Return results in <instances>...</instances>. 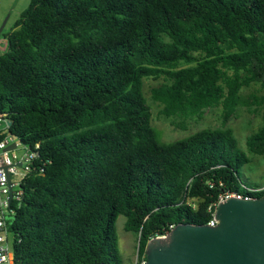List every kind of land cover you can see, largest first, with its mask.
I'll return each instance as SVG.
<instances>
[{"label":"trees","instance_id":"1","mask_svg":"<svg viewBox=\"0 0 264 264\" xmlns=\"http://www.w3.org/2000/svg\"><path fill=\"white\" fill-rule=\"evenodd\" d=\"M0 54V114L35 149L10 226L13 264H120L115 223L149 239L206 224L220 195L251 197L241 170L264 155V125L163 141L143 79L166 117L264 107V0H29ZM174 125L185 128L184 124ZM188 200H194L193 206Z\"/></svg>","mask_w":264,"mask_h":264},{"label":"water","instance_id":"2","mask_svg":"<svg viewBox=\"0 0 264 264\" xmlns=\"http://www.w3.org/2000/svg\"><path fill=\"white\" fill-rule=\"evenodd\" d=\"M214 219V226L178 223L149 239L144 264H264V195L227 197L217 203Z\"/></svg>","mask_w":264,"mask_h":264},{"label":"rangeland","instance_id":"3","mask_svg":"<svg viewBox=\"0 0 264 264\" xmlns=\"http://www.w3.org/2000/svg\"><path fill=\"white\" fill-rule=\"evenodd\" d=\"M28 3L29 0H0V54L4 53L8 47L5 35L13 28L15 20L28 6ZM162 82L163 78L143 79V92L151 112L150 123L159 131L163 141H173L203 128L229 127L233 131L238 145L245 150L246 138L264 125V107L255 104L238 106L225 124L222 123L221 108L219 106L204 109L201 117L163 116L160 114L161 104L150 97V89ZM241 93L252 100L253 95L259 97L264 93V90L258 83H253L249 87L242 88ZM174 123H182L185 128L174 125ZM3 128L4 124L0 123V129ZM13 141H15V138ZM16 153H21L20 147H17ZM248 156L250 161L241 170L242 179L247 186L256 184L258 187H262L264 186V155L248 153ZM188 202L193 206L196 205L194 200H188ZM124 222L125 217L119 215L115 223L120 264H135L139 260L137 257L138 237L134 232L124 229ZM9 239H11V235H9Z\"/></svg>","mask_w":264,"mask_h":264},{"label":"built area","instance_id":"4","mask_svg":"<svg viewBox=\"0 0 264 264\" xmlns=\"http://www.w3.org/2000/svg\"><path fill=\"white\" fill-rule=\"evenodd\" d=\"M3 117L4 113L0 114V123L4 124V128L1 131L6 132L8 125L6 123L7 120ZM14 138L15 141H13ZM10 144H14V147L6 149ZM17 147L21 148V153H16ZM38 147L39 144L36 143L31 148L29 145L22 143L20 139L9 133H6V135L0 140V264H13L12 244L14 236L10 231V226L14 221L15 209L20 207L22 201L23 178L29 171L34 169L31 163L37 156L35 149ZM6 173L8 174V178ZM245 190L249 193H256L264 191V186L256 188L245 187ZM10 192L11 198L10 201H8ZM230 196L237 198L251 197L240 193L220 195L217 202L214 204L212 218L206 224L214 226L217 223L214 219L215 207L218 202L223 201ZM9 235H11V239H9ZM135 264H144V260Z\"/></svg>","mask_w":264,"mask_h":264},{"label":"crops","instance_id":"5","mask_svg":"<svg viewBox=\"0 0 264 264\" xmlns=\"http://www.w3.org/2000/svg\"><path fill=\"white\" fill-rule=\"evenodd\" d=\"M2 129H0V131H1Z\"/></svg>","mask_w":264,"mask_h":264}]
</instances>
